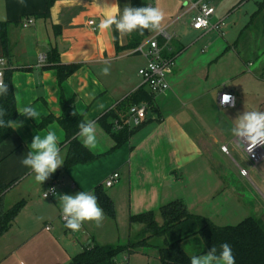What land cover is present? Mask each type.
Instances as JSON below:
<instances>
[{
    "label": "crops",
    "instance_id": "1",
    "mask_svg": "<svg viewBox=\"0 0 264 264\" xmlns=\"http://www.w3.org/2000/svg\"><path fill=\"white\" fill-rule=\"evenodd\" d=\"M195 1L24 0L22 5L20 0H0V24H5L4 31L0 27V58L6 63L5 79L13 86L17 109L32 106L39 113L36 120L19 113L16 122H22L21 126L0 147V182L12 183L0 200V214L23 203L12 226L0 235V264H74V257L93 241L104 249L123 246L115 243L127 231H122L121 225L117 231L104 211L102 227L84 222L77 232L67 229L60 220L59 199L42 198L43 191L52 185L58 187L60 195L84 191L96 196L95 190L102 188L114 208L119 207L128 218L129 237L130 216L158 211L175 200H182L190 213L222 227L240 224L255 210L264 211V205L244 188V180H250L251 174L244 176L242 170L234 174L222 166V155H244L231 129L241 114L239 108L249 99L243 83L254 86L259 83V77L254 73L253 62H244L237 55L241 67L232 84L206 80L205 70L218 61L220 49L209 52L204 61L195 57L198 51L204 52L202 47H210L209 38L216 31L193 29L197 14L193 8ZM209 1L216 9L212 26L226 20L224 32H216L234 40L233 45L226 42L229 51L257 9L249 14L241 8L240 0ZM147 6L159 7L165 13L162 30L171 39L165 42L160 38L158 42L164 47V55L175 59V68L167 77L170 89L155 96L147 121L120 148L113 150L115 142L97 120L116 110L139 89L149 92L138 75L148 61L135 50L158 32L143 30L141 34L137 30L121 34L114 26L108 32L101 31L98 25L105 15L119 16L125 7ZM47 10L48 18H37ZM28 19H33L34 25L24 28ZM228 19L233 26H229ZM90 20L95 21L96 33L88 26ZM53 49L58 52L61 64L80 65L62 83L55 69L46 68ZM241 49L245 51L242 46ZM40 55L46 56L45 63L39 62ZM106 66L110 67V74L102 75L101 70ZM221 93L234 94L235 107H222ZM65 101L84 120L96 121L99 144L90 151L98 158L68 170H62L63 164L39 184L21 160L30 150L35 135L43 138L49 131H55L65 163L69 141L59 122ZM249 110L264 111L253 104ZM128 113V110L118 112L121 118H126ZM45 118L50 120L41 127ZM77 139L81 142L78 136ZM113 173H118L120 180L107 188L104 182ZM24 181L28 182L27 188L16 191ZM257 181L262 190L255 187L264 199V178ZM49 225L50 231L46 230ZM126 254H122L123 261L119 256L116 262L124 263Z\"/></svg>",
    "mask_w": 264,
    "mask_h": 264
},
{
    "label": "trees",
    "instance_id": "2",
    "mask_svg": "<svg viewBox=\"0 0 264 264\" xmlns=\"http://www.w3.org/2000/svg\"><path fill=\"white\" fill-rule=\"evenodd\" d=\"M264 7V0L258 3V11L251 16L248 25L243 29L239 40L234 48L242 44V37L245 41L242 46L245 51H249L247 44L248 35L256 28V19L259 17L261 9ZM48 18L49 10L45 14L37 15V18ZM5 24L0 27L4 31ZM4 38V36H3ZM4 40V39H3ZM238 56L244 61V57ZM46 68L55 69L60 83L66 81L75 74L80 65H63L60 63L59 54L56 49L49 53L48 66ZM8 84L9 93L0 97V107H3L7 116L5 119L16 121L19 117L16 98L13 86L9 79H5ZM155 96L150 92H145L143 88L131 94L121 102L116 110L109 111L102 115L97 122L111 136L115 142L113 150L120 148L130 136L139 128L130 130L128 128L114 132L115 121L122 119L118 112L128 110L137 104L146 102L151 107ZM75 112V115L73 113ZM50 119L45 118L41 127L46 125ZM84 120L74 109L70 102L63 103V115L59 119L69 141V152L62 170H68L77 164H86L96 160L98 157L89 149L83 147L77 139L79 132L78 124ZM14 134L12 128H0V147ZM2 160L0 158V166ZM12 186L0 182V200L6 191ZM97 201L103 211L110 217H115V208L107 194L102 188L95 190ZM23 203H19L10 210L0 214V235L5 233L15 221ZM162 222L157 218V212L150 211L138 215L130 216L131 237L126 246L113 249H104L94 241L86 247L83 252L73 259L74 264H115L116 259L123 253H135L145 248H156L159 251L161 264H190L191 255L182 248V242L199 236L203 243V248L199 249L195 255H203L212 247L220 251V246L227 243L231 246L235 257V264H264V216L261 218L249 217L236 226H217L209 219L194 215L189 212L182 200L172 201L159 209ZM138 227V230L135 228ZM162 239L161 243H156ZM129 264V262L122 263Z\"/></svg>",
    "mask_w": 264,
    "mask_h": 264
},
{
    "label": "clouds",
    "instance_id": "3",
    "mask_svg": "<svg viewBox=\"0 0 264 264\" xmlns=\"http://www.w3.org/2000/svg\"><path fill=\"white\" fill-rule=\"evenodd\" d=\"M24 5V0H20ZM165 13L159 7H125L122 14H107L100 20L98 25L101 31L111 32L113 26L121 34H131L134 31L143 30L162 31V23ZM27 26V25H25ZM4 61L0 60V64ZM102 75L110 74V67L106 66L101 70ZM9 93L8 84L4 80V70L0 69V97ZM221 106L235 107V97L224 93L220 97ZM18 112L25 118L37 119L39 113L32 106H24ZM75 115V112L73 113ZM7 112L0 107V128L16 129L22 122L5 119ZM78 137L83 147L89 150L96 149L99 144L97 137V123L94 120H82L78 124ZM238 145L248 153H252L257 146H264V111H244L235 119V126L231 129ZM246 146V147H245ZM30 150L21 160L23 166L31 169L34 179L39 184L49 179L59 167L64 164L60 154L58 138L55 131H49L43 138L35 135L29 146ZM51 193L58 196L62 204V217L65 227L72 232L79 231L84 222H94L96 227H102L104 220L103 209L98 205L97 197L89 192L80 191L75 195H58L55 187L44 192L45 197ZM190 264H235V257L229 244L220 246V251L212 247L203 255H193Z\"/></svg>",
    "mask_w": 264,
    "mask_h": 264
},
{
    "label": "rangeland",
    "instance_id": "4",
    "mask_svg": "<svg viewBox=\"0 0 264 264\" xmlns=\"http://www.w3.org/2000/svg\"><path fill=\"white\" fill-rule=\"evenodd\" d=\"M242 2L241 8L249 13H254L258 7L257 2H262L263 0H240ZM230 20L228 19L229 26ZM233 26V25H232ZM233 28V27H232ZM256 28L250 32L248 35V42L249 45V51H242L241 46L244 44L245 41V35L242 37V44H240L237 48H232L227 51L226 49V42L233 45L234 40L231 37H222L219 35L216 31H212V35L209 38L210 47H207L206 45L202 47L204 52L201 51L195 54V57L198 59H201L204 61L209 55V52L211 53L212 50L220 49L219 59L217 62H213L209 68H206L205 70V78L206 80L209 78V82L214 83L216 81H224L226 84H232L233 78L238 76L239 73H236L238 68H240L241 64H239L240 60H238V54L242 55L245 60L251 61L254 64V73L259 77V83H254L253 85H250L248 82L243 83V90L244 92L249 96L248 102H246V105L242 106V108H239L240 113L243 114L244 111H250L249 107L251 105L258 106L260 110L264 109V7L261 9L259 17L256 19ZM243 47V46H242ZM237 80V79H236ZM251 104V105H249ZM225 154L226 150H223ZM222 163L227 166V168L233 172L234 174H239L241 170H245L251 174V179L244 180V188L248 191H251L256 197L259 204L264 205V199L260 196L259 192L257 191V187H259L260 190L261 187L257 181L260 177L264 178V162H262L257 168H253L248 162V160L244 157V155H235L231 153V157L222 155ZM254 181V183L252 182ZM28 182L24 181L21 183L16 189V191H21L23 187L25 189L27 188ZM256 209V206H254ZM254 210V209H253ZM157 212V218L159 219V222L161 223V216L158 211ZM264 211H256L251 213L248 217H255V218H261L264 216ZM109 218L110 223L114 224V227L118 231V226H120V229L122 231H127L126 235H123L122 231H120L122 234H120V237H117L118 241L115 244L126 246L130 242V237L128 236V218L125 217V214L121 212V210L118 207V210H116L115 207V217ZM239 223H235L233 226L238 225ZM126 228V229H125ZM119 233V232H118ZM122 235V237H121ZM162 239H159L156 241V243H161ZM117 246V245H114ZM182 248L187 252V254L193 256L196 254V252L203 248L202 240L199 236L193 237L191 239H188L181 244ZM194 252V253H192ZM126 257H129V264H161L159 260V251L156 248H145L138 252L125 255ZM124 256L120 255V260L123 261ZM128 262V261H127Z\"/></svg>",
    "mask_w": 264,
    "mask_h": 264
},
{
    "label": "built area",
    "instance_id": "5",
    "mask_svg": "<svg viewBox=\"0 0 264 264\" xmlns=\"http://www.w3.org/2000/svg\"><path fill=\"white\" fill-rule=\"evenodd\" d=\"M193 8L197 11V14L192 22V27L194 30L207 31L214 29L218 32H221V34L224 32V29L226 27V20L220 21L216 26H212L211 24V19L216 12V9L211 1L196 0L195 3L193 4ZM32 25H34V20L28 19L23 24V27L28 28ZM88 26L90 27L93 33H96L98 31V28L96 27L94 20L88 21ZM160 38L163 39L165 42H167L171 39V35L168 34L165 30H162L158 32L145 45H140L135 50V53H140L147 58L148 61L147 66L141 68L138 72V75L142 78L144 85L148 88L149 92L153 96L164 94L170 89L169 83L167 81V77L173 72L175 68V59L173 57H167L164 55V47H162L158 42ZM0 60L4 61L3 64H0V69L4 70V80H5L6 63L3 58H0ZM46 60L47 58L45 55H40L39 57L40 63H45ZM223 94L224 93H221V95ZM229 94L235 97L234 94L232 93ZM222 107H229V106H222ZM150 111H151V106L147 103H140L132 106L129 109V113L126 118H122L120 120L115 121L113 128L114 132L120 131L125 128L132 130L141 127L147 121ZM223 150H226V148H223ZM241 150L254 169L257 168L262 162H264V146H257L255 149H253L252 153H248L242 147ZM241 172L242 175L244 176H248L249 174V172L245 170H242ZM119 180H120V175L118 173H113L110 177L106 179L104 185L107 188H111L115 184H117ZM52 187H55L57 194L60 195L58 187L56 185H52L43 191L42 198L44 200H51L58 198V196H54L51 193H49L45 197L44 192H48V189ZM60 220L65 224L62 214L60 216ZM51 229L52 227L50 225L46 227V230L48 231H50ZM127 260L128 258L126 257L124 263H126ZM115 264L118 263L115 262Z\"/></svg>",
    "mask_w": 264,
    "mask_h": 264
}]
</instances>
